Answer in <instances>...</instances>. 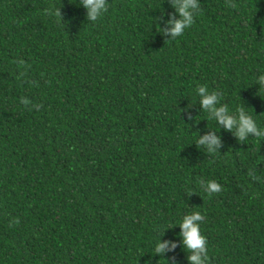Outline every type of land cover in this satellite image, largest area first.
<instances>
[{"label":"trees","instance_id":"16d2710c","mask_svg":"<svg viewBox=\"0 0 264 264\" xmlns=\"http://www.w3.org/2000/svg\"><path fill=\"white\" fill-rule=\"evenodd\" d=\"M200 3L171 40L169 0H108L96 22L80 0H0V264H188L192 211L207 264H264V138L239 141L196 95L264 126V0ZM214 130L219 150L198 148ZM158 239L178 247L155 255Z\"/></svg>","mask_w":264,"mask_h":264},{"label":"clouds","instance_id":"9594fccd","mask_svg":"<svg viewBox=\"0 0 264 264\" xmlns=\"http://www.w3.org/2000/svg\"><path fill=\"white\" fill-rule=\"evenodd\" d=\"M169 2L174 9V15L168 20L167 29H161L159 25H157V29L162 35L170 36L171 40H174L193 26L196 16L201 11V3L200 0H169ZM80 6L86 10L87 19L90 22H96L107 13L108 0H80ZM49 14H52L51 11ZM56 14L60 15V13ZM261 23L264 24V21ZM256 85L259 86L260 91L264 88V72L257 76ZM196 95L199 98L200 106L208 114V118L215 121L216 125L222 126L224 130L233 132L239 141H245L249 137L264 138V126H261L255 119V113H251L249 108L243 104L234 110L230 109L228 105L222 106V93L210 90L207 85H199L196 88ZM23 103L28 104L29 101L25 99ZM219 131L214 130L203 137L199 135L195 144L198 148L203 147L208 153L217 152L222 144L221 138L216 135V132ZM199 184L209 196L222 191V185L215 180L201 179ZM203 221L204 216L201 212L192 211L183 215L178 222V227L181 229L179 239L182 241L184 250L188 253V264H207L208 262V240L203 235L201 228ZM177 247V243L173 241L158 239L154 249L155 255L165 257L167 252L175 251ZM167 262L171 264L170 261Z\"/></svg>","mask_w":264,"mask_h":264}]
</instances>
